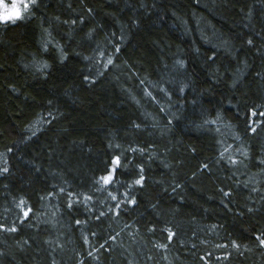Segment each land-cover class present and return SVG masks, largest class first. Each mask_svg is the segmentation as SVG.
<instances>
[{
    "label": "trees",
    "instance_id": "trees-1",
    "mask_svg": "<svg viewBox=\"0 0 264 264\" xmlns=\"http://www.w3.org/2000/svg\"><path fill=\"white\" fill-rule=\"evenodd\" d=\"M27 2L0 264H264V0Z\"/></svg>",
    "mask_w": 264,
    "mask_h": 264
},
{
    "label": "snow or ice",
    "instance_id": "snow-or-ice-1",
    "mask_svg": "<svg viewBox=\"0 0 264 264\" xmlns=\"http://www.w3.org/2000/svg\"><path fill=\"white\" fill-rule=\"evenodd\" d=\"M2 2V0H0ZM35 0H31V3H34ZM29 2L23 3V9L21 8V5L19 3H12V5L9 7L7 4L3 5V11H0V21H9V20H16L17 18H20L22 16V11H27L29 8ZM13 8L15 9L13 11ZM118 159V158H117ZM138 183L140 181H137Z\"/></svg>",
    "mask_w": 264,
    "mask_h": 264
},
{
    "label": "rangeland",
    "instance_id": "rangeland-1",
    "mask_svg": "<svg viewBox=\"0 0 264 264\" xmlns=\"http://www.w3.org/2000/svg\"><path fill=\"white\" fill-rule=\"evenodd\" d=\"M24 2H26V0H2V2H0V11H3L4 4H7L10 7L12 3H19L22 7Z\"/></svg>",
    "mask_w": 264,
    "mask_h": 264
},
{
    "label": "clouds",
    "instance_id": "clouds-1",
    "mask_svg": "<svg viewBox=\"0 0 264 264\" xmlns=\"http://www.w3.org/2000/svg\"><path fill=\"white\" fill-rule=\"evenodd\" d=\"M15 9L13 8V11H14Z\"/></svg>",
    "mask_w": 264,
    "mask_h": 264
},
{
    "label": "bare ground",
    "instance_id": "bare-ground-1",
    "mask_svg": "<svg viewBox=\"0 0 264 264\" xmlns=\"http://www.w3.org/2000/svg\"><path fill=\"white\" fill-rule=\"evenodd\" d=\"M16 217V216H15ZM18 217V216H17Z\"/></svg>",
    "mask_w": 264,
    "mask_h": 264
}]
</instances>
